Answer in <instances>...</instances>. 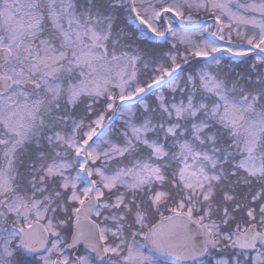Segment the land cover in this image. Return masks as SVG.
Segmentation results:
<instances>
[{
    "label": "snow or ice",
    "instance_id": "snow-or-ice-1",
    "mask_svg": "<svg viewBox=\"0 0 264 264\" xmlns=\"http://www.w3.org/2000/svg\"><path fill=\"white\" fill-rule=\"evenodd\" d=\"M0 264H264V0H0Z\"/></svg>",
    "mask_w": 264,
    "mask_h": 264
}]
</instances>
